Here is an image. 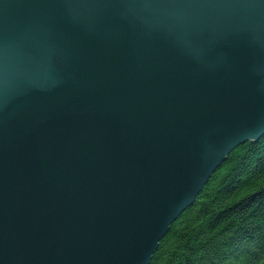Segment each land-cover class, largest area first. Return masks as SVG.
Here are the masks:
<instances>
[{
	"label": "water",
	"instance_id": "obj_1",
	"mask_svg": "<svg viewBox=\"0 0 264 264\" xmlns=\"http://www.w3.org/2000/svg\"><path fill=\"white\" fill-rule=\"evenodd\" d=\"M264 136V0H0V264H150Z\"/></svg>",
	"mask_w": 264,
	"mask_h": 264
},
{
	"label": "trees",
	"instance_id": "obj_2",
	"mask_svg": "<svg viewBox=\"0 0 264 264\" xmlns=\"http://www.w3.org/2000/svg\"><path fill=\"white\" fill-rule=\"evenodd\" d=\"M150 264H264V136L227 156Z\"/></svg>",
	"mask_w": 264,
	"mask_h": 264
},
{
	"label": "rangeland",
	"instance_id": "obj_3",
	"mask_svg": "<svg viewBox=\"0 0 264 264\" xmlns=\"http://www.w3.org/2000/svg\"><path fill=\"white\" fill-rule=\"evenodd\" d=\"M258 141V140H257Z\"/></svg>",
	"mask_w": 264,
	"mask_h": 264
}]
</instances>
